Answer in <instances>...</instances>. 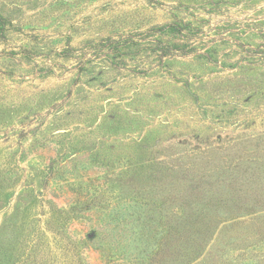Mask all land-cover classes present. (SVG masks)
<instances>
[{
    "label": "rangeland",
    "instance_id": "rangeland-1",
    "mask_svg": "<svg viewBox=\"0 0 264 264\" xmlns=\"http://www.w3.org/2000/svg\"><path fill=\"white\" fill-rule=\"evenodd\" d=\"M0 15V264H264V0Z\"/></svg>",
    "mask_w": 264,
    "mask_h": 264
},
{
    "label": "trees",
    "instance_id": "trees-1",
    "mask_svg": "<svg viewBox=\"0 0 264 264\" xmlns=\"http://www.w3.org/2000/svg\"><path fill=\"white\" fill-rule=\"evenodd\" d=\"M6 24H7V20L2 15H0V32H1V34H3V32L5 31Z\"/></svg>",
    "mask_w": 264,
    "mask_h": 264
}]
</instances>
